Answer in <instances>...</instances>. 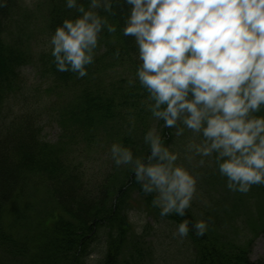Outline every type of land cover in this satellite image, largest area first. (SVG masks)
Masks as SVG:
<instances>
[{
  "label": "clouds",
  "instance_id": "9594fccd",
  "mask_svg": "<svg viewBox=\"0 0 264 264\" xmlns=\"http://www.w3.org/2000/svg\"><path fill=\"white\" fill-rule=\"evenodd\" d=\"M31 4L33 0H26ZM6 0H0L4 7ZM70 10L47 38L60 73L88 76L102 33L131 37L141 107L152 120L134 154L121 141L108 154L126 168L161 218L180 217L173 238L204 236L209 220L187 212L200 174L214 163L229 191L264 186V0H64ZM122 13V24L110 18ZM119 57L120 51L114 53ZM134 122L129 127L131 133ZM174 137L167 143L164 130ZM180 147H177V145ZM143 231L144 214L128 211ZM95 256V253L92 254Z\"/></svg>",
  "mask_w": 264,
  "mask_h": 264
},
{
  "label": "trees",
  "instance_id": "16d2710c",
  "mask_svg": "<svg viewBox=\"0 0 264 264\" xmlns=\"http://www.w3.org/2000/svg\"><path fill=\"white\" fill-rule=\"evenodd\" d=\"M13 1L6 0L5 6L0 7V104L20 89V70L31 61L20 40L5 36ZM48 4L50 35L69 16L70 10L64 0H48ZM110 19L122 24L121 10L118 8L117 16ZM114 35L115 39L113 34L102 33L94 64L88 66V76L84 78L71 72H57L49 52L41 56L43 72L51 77L53 86L75 90L73 100L61 104L57 113L61 133L68 134H65L68 142H64L62 135L54 144L42 140L30 115L20 116L10 125L0 121V247L4 253L0 264H17L18 259L22 264H89L91 242L101 230L106 231L107 241L99 264H120L124 241L129 237L126 213L131 208L132 192L137 194L134 202L148 216L174 226L181 219L161 218L159 209L151 204L152 197L141 192L126 168L119 167L114 172L111 169V173L90 188L84 180L85 167L74 164L71 147L79 143V137L82 135L85 151H89L100 140L103 130L113 142L119 140L130 146L136 155L146 151L142 136L152 121L150 113L141 107L146 94H142L138 84L128 83L135 72V48L131 37ZM100 49L103 52L97 55ZM117 49L119 57L114 55ZM109 67H125L129 75L104 84L103 71ZM133 122L135 127L129 133ZM169 132L164 130L170 144L174 137ZM222 202L223 199H216L213 209L203 216L210 222L209 231L200 237L190 232L185 239L191 244L192 264H264V261L252 263L248 257L253 242L264 234V203L245 222L252 236L239 248L216 231L242 211L245 200H234L219 214ZM187 215L197 220L190 210ZM137 245L134 244L132 252L134 264H145V252Z\"/></svg>",
  "mask_w": 264,
  "mask_h": 264
},
{
  "label": "rangeland",
  "instance_id": "374dc122",
  "mask_svg": "<svg viewBox=\"0 0 264 264\" xmlns=\"http://www.w3.org/2000/svg\"><path fill=\"white\" fill-rule=\"evenodd\" d=\"M13 2L14 8L8 16L5 36L9 40H20L29 51L31 61L28 66L20 70V89L5 98L0 104V121L10 125L13 120L20 118V116L30 115L33 118V124L40 131L39 135L42 140L54 144L63 136L64 142H68L69 140L65 138L66 133H61V126L57 122V113L61 104L73 100L75 90L55 88L51 77L43 72L41 65L42 54L49 52L46 49L49 36L47 33L48 11L50 8L48 0H33L31 4L27 3L26 0H14ZM102 52L103 50L100 49L97 55H101ZM102 61L105 62V59ZM128 75L129 72L125 67H109L103 71L104 84L114 80L118 81L123 76L128 77ZM153 122V120L150 121L148 125ZM79 139V143L71 147L74 151L71 155L75 160L74 164L85 167L84 180L92 188L101 178L114 172V169H119L113 164L108 154V147L113 140L110 138L109 133L103 130L100 140L93 143L89 151H85L86 146L83 143L82 135ZM177 147H180V145L178 144ZM189 167L200 174L198 196L189 209L195 218H203L216 199H223L224 201L220 204L219 214L222 213L223 208L230 206L234 200H245L242 211L227 225H223L216 231L236 243L233 244L234 246L242 248L246 240L252 236L245 227V222L251 217L252 213L256 214L257 207L264 203V186H253L247 194L234 193L227 189L226 180L219 175L214 163H208L204 167H196L195 162H193ZM136 196L137 194L134 192L130 194V209H136L144 214L143 231L141 234H137L136 225L129 221V210H127L126 214L130 225V230L127 232L129 237L124 241L126 246L125 249L123 248L118 262L120 264H134L132 252H134V244H138L137 246L141 251L145 252V264H192L191 244H188L185 240L180 241L173 238L174 225L155 216H148L138 208V203L134 202ZM236 196L240 198H236ZM42 207L43 204L40 208ZM38 208L39 206L36 210ZM105 233V230L99 231L97 237L95 236L92 240L87 257L89 264H99L103 259L107 241ZM250 250L248 256L250 262L264 261V234L258 235ZM93 253H95V256L92 255ZM0 256L4 258L1 247ZM12 262L15 263V259H12ZM17 264H22V260L18 259Z\"/></svg>",
  "mask_w": 264,
  "mask_h": 264
}]
</instances>
